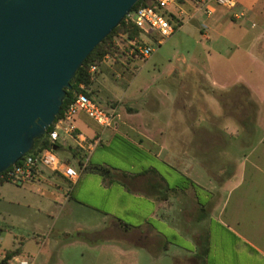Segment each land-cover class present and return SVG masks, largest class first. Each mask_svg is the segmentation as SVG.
<instances>
[{
	"label": "rangeland",
	"instance_id": "374dc122",
	"mask_svg": "<svg viewBox=\"0 0 264 264\" xmlns=\"http://www.w3.org/2000/svg\"><path fill=\"white\" fill-rule=\"evenodd\" d=\"M220 8L225 17L221 18L222 30L226 27L231 30L232 25H237L234 22H239L247 16L245 11L239 8L238 0L232 9ZM233 13L240 15L239 18H234ZM206 14L202 13L201 16L190 20L186 16L178 18L170 13L175 30L160 44L157 43L155 34L141 33L133 40H128L126 34L120 32L112 36L109 53L100 62V66L90 73L95 80L100 72L104 86L111 89L113 96L123 99L105 102L103 95H100L96 102L104 109L116 108L122 114H133L135 110L143 109L142 114L149 122L148 136L152 137L156 144L152 145L146 140L140 142L133 135H108V132H105L95 150L90 155H83L82 162L85 165H103L121 173L146 174V186H143L145 192L161 198L164 194L167 198L169 190L166 187L186 189L188 192H183L185 197L182 199L183 202L189 199L190 204L196 201L205 204L212 197L211 188H216L226 178H231V173L236 168L233 162L244 150L242 145L238 146L239 143H242L243 139H247L246 142H255L261 136L264 130V115L263 125L259 124L248 138L244 135L249 127V123H246L244 127L243 124L239 127L238 137L225 134V143H216L215 137L217 132L220 133L216 122L221 126L225 122H231L230 118L243 120L245 115L249 118L253 113L239 108L233 110L234 103L238 105L239 102L246 101L245 91L234 89L223 94L211 84L229 82L239 70L234 69L233 60H225L212 50V40L201 36L200 31L206 32L202 26ZM249 22L256 25V29L264 26V21L259 17L251 16ZM224 32L228 33V29ZM212 38H216V34ZM138 41H143L152 48L150 54L146 58L134 56L135 53H132V58L127 57V53L139 43ZM245 67H248V64H245ZM134 119V124L144 120L140 116ZM208 125L213 127L215 143L209 145V161L203 159L201 162V158L205 156L201 154L200 137L206 133L201 127ZM190 136L193 137L192 143H187L185 137H188V141ZM221 137L223 136L219 139ZM219 147L224 148L226 152L222 160H216ZM184 148H187V153L181 155L185 152ZM55 152L58 157L63 158L62 160L70 158L71 165L76 170L79 169L67 147L61 145ZM218 158L220 159V156ZM82 175L85 179L76 187L74 198L110 212V217L122 227V233L119 235H129L130 241L137 240L136 235H148L144 231L153 228L169 242L192 248L191 241L184 235H189V232L193 235H207L208 231L217 253L214 264L246 263L244 255L235 252L234 240L230 236L233 234L226 225L218 223L216 213L206 218L210 208L200 211L206 219L201 224L182 225L178 222L175 225L169 222L167 204L166 208L161 205L157 207L146 193L140 191V183L134 182L125 186L118 181L121 180L120 177H115L108 188L101 189L97 183L101 181L102 176L87 172L86 167L82 169ZM150 183L155 186L150 187ZM26 188V184L9 181L0 183V253L20 247L16 256L32 259L33 264H40L46 257L47 249L52 248V245L48 247L47 244L41 247L42 240L47 235L50 237L67 230L72 235H83L82 237L88 240L83 225V220L89 219L91 215L88 208L79 206V211L76 210L74 220H79L80 224L63 219L64 210L58 219L55 214L59 206L51 196L40 195L34 189L25 194ZM65 188V195H68L71 191L68 183ZM29 195L41 200L42 205L34 204L28 207L17 201ZM193 212V209L183 210L182 215L187 217ZM201 230L203 233L199 232ZM169 253H175V248L172 247ZM171 257L165 258L163 264L173 263Z\"/></svg>",
	"mask_w": 264,
	"mask_h": 264
},
{
	"label": "crops",
	"instance_id": "0c3cea01",
	"mask_svg": "<svg viewBox=\"0 0 264 264\" xmlns=\"http://www.w3.org/2000/svg\"><path fill=\"white\" fill-rule=\"evenodd\" d=\"M238 6L245 11L247 16L239 22H234L237 25H232L230 27L231 30L226 27L228 33L224 32L226 29L222 30L221 18L224 14L220 6L214 5L213 12L206 14L204 9L196 4L195 0H174L165 10L169 15L171 13L178 18L186 16L190 20H194L201 16L202 13H205L206 20L204 19L205 23L202 26L205 27L204 31L206 32H201L199 29L201 36L209 41L212 40L210 45L212 50L225 60H233L234 69L239 70L231 77L229 82L219 85L211 82V84L218 92L223 94L234 89L245 91L246 101L244 100L243 103L239 102L238 105L234 103L233 110L239 108V110L243 109L253 114L252 117L249 115V118L245 117V115L243 120L230 118L231 122H225L221 126L216 122V127L220 131V133L217 132L215 137L218 145L220 142L225 143L224 136L233 134V136L238 137L239 127L242 124L244 127V124L249 123L248 129L244 133L245 136L247 135L246 138L252 132H255L259 124L263 125L264 26L256 29V25L249 22V19L253 16L259 17L264 21V2L262 0H238ZM214 34H216V38H212ZM147 35H152V33ZM127 57H133L130 51L127 53ZM245 64H248V67H245ZM99 66H95V69ZM104 84L105 82L103 83V77L100 72L95 80L91 77V84L87 88L91 98L96 101L98 96L103 95L105 102L109 100L121 101L123 99L122 97L113 96L111 89H107ZM218 104L223 107L220 103ZM114 109L118 113V117L111 127L102 128L83 113H80L74 120L76 131L85 136L87 140L98 139V143H100L105 132H108V135L116 133L133 135L140 142L146 140L152 145L156 144L153 138L148 136L150 133L149 122L145 120V115L142 114L144 112L142 111L143 109L135 110L133 114H122L116 108ZM223 115L229 117L228 115ZM136 116H140L144 120L134 124ZM201 128L206 130L205 135L200 137L201 154L205 156V158H201L202 162L203 159L209 161L211 150L209 145L215 143V141L211 125ZM221 135L223 137L219 139ZM187 138L185 137L186 142L192 143L193 137L191 138L190 136L188 141ZM246 141L248 140L243 139L242 143L238 145H242L244 150L241 156L233 162L236 168L231 173V178H226L218 187L211 188L212 197L205 204L198 203L196 200V203L192 202L190 204L188 202L189 199H185L183 202L182 197H185L183 192H188L186 189L168 188L169 196L165 199L157 195L148 194L143 190V186H146L147 181L145 177H148L146 174L127 172L123 176L120 171L113 170L117 173L116 177L121 178L118 181L125 184V186L134 182L140 183L142 187L140 191L146 193L156 203L157 207L161 205L166 208L167 204L170 216L169 222L175 225L178 222L182 225L190 223L201 224L206 219L203 218L200 211L210 208L206 218L211 216L212 213H216L218 223H222L230 229L229 232L233 234L230 236L234 240L235 252L237 254L242 253L245 257L246 263L243 264H264V130H262L261 136L255 142ZM61 145L69 149L71 157L78 164L82 163L80 158L83 150L71 139L59 140L55 145V149L61 147ZM186 149L184 148L185 152L181 153V155H186ZM94 150L95 147L88 155ZM225 154V149L219 147L216 152V160L224 159ZM219 156L220 159L218 158ZM64 160L71 165L70 158ZM230 163L232 162L230 161ZM222 164L224 165V163ZM218 168H220L219 165ZM82 176L81 171L78 178L69 183L59 174L45 173L35 181L23 183L27 185L25 189L27 193L25 194H29L28 191L34 189L40 195L51 196L55 204L59 206L55 218L60 219V214L64 210L63 219H67L69 222H77L74 220V214L76 210L79 211V206H85L91 211L90 218L83 220L85 231H87L86 233L89 236L88 240L78 235H72L67 230H62L63 232L58 235L50 237L47 235V237L43 238L41 247L47 244V246L52 245V248L47 249L46 257L41 260L40 264H163L165 258H170L171 256V259L173 258V263L171 264H214L217 260V253L208 231L207 235L205 233L204 235H193L190 234L191 232H189V235H184L191 241L192 248H185L169 242L164 235H159L153 228L144 231L148 235H136L137 240L135 241H130L129 235H119V233H122V227L110 217V212L74 198L76 187L82 184L85 179ZM192 182L196 183L195 180H192ZM67 183L71 191H69L68 195H65V185ZM110 183L108 179L103 177L97 185L99 188L104 189L108 188ZM42 198L44 199V197ZM17 201L28 207L34 204L42 205L41 200H36L30 195L22 197V200L17 199ZM46 202H48L47 199ZM192 209L194 210L193 214L187 216L190 219L182 215L183 210ZM84 214L86 215L87 213ZM77 223L80 224V221L78 220ZM202 230L199 232L203 233ZM172 247L175 248V253L173 254L169 253ZM18 251H20V247H18Z\"/></svg>",
	"mask_w": 264,
	"mask_h": 264
},
{
	"label": "water",
	"instance_id": "95a60500",
	"mask_svg": "<svg viewBox=\"0 0 264 264\" xmlns=\"http://www.w3.org/2000/svg\"><path fill=\"white\" fill-rule=\"evenodd\" d=\"M137 1L0 0V173L43 136L77 68Z\"/></svg>",
	"mask_w": 264,
	"mask_h": 264
},
{
	"label": "built area",
	"instance_id": "2783aa9c",
	"mask_svg": "<svg viewBox=\"0 0 264 264\" xmlns=\"http://www.w3.org/2000/svg\"><path fill=\"white\" fill-rule=\"evenodd\" d=\"M173 2L174 0H153L151 6H138L130 11L127 18L142 32L155 34L158 39L157 43L160 44L175 30L174 22L165 12V8ZM195 2L207 14L213 12L214 5L227 9H232L236 5V0H195ZM232 16L239 18L240 15L233 13ZM138 42L130 49V52L135 53L134 56L140 55L146 58L152 48L143 41ZM94 69L95 66H91L90 72ZM80 87L83 86L80 85ZM80 113L102 128L111 127L118 117L114 108L104 109L86 94L77 93L73 102L51 123L52 128L47 133V146L41 150L24 154L17 162L0 173V180L23 184L35 181L45 173L59 174L69 183L77 179L79 173L86 167L85 163L80 162L79 169L76 170L67 161L58 157L53 147L59 140L69 138L83 150L81 160L83 155L88 154L98 144V139L87 140L85 136L76 131L74 120ZM3 259H5V253H0V264H33L32 259L16 255L2 261Z\"/></svg>",
	"mask_w": 264,
	"mask_h": 264
},
{
	"label": "trees",
	"instance_id": "16d2710c",
	"mask_svg": "<svg viewBox=\"0 0 264 264\" xmlns=\"http://www.w3.org/2000/svg\"><path fill=\"white\" fill-rule=\"evenodd\" d=\"M153 4V0H138L131 8L130 11H133L138 6H151ZM124 33L126 34V37L128 40H133L138 38V36L142 33V30L137 28L128 18L127 16L123 17L118 25H116L106 37H104L94 48L90 53L85 57V59L82 61L81 65L77 68L74 75L69 81V86L65 88L64 91V97L61 102L60 109L55 116L56 120L62 112L67 108V106L73 102L75 99V96L77 93L82 92L86 94L87 96H90V93L87 91V88L91 84V73H90V67L91 66H98L100 62L103 60V58L109 53L110 48L112 47L111 44V38L115 33ZM80 85L83 87L81 88ZM94 100V98H91ZM95 101V100H94ZM52 125H50L43 136L40 138H37L33 142V146L30 150V152H35L38 150H41L42 148L47 146L48 140H47V133L51 130ZM87 171L91 173L98 174L106 179H108V182H111L117 175V173L107 166L103 165H88L86 166ZM123 176H125L124 173H122ZM3 181L0 180V183ZM150 187H154V184H150ZM168 189V187H166ZM163 199H165V195L163 194ZM82 237L83 235H78ZM86 239V237H82ZM88 238V235H87ZM5 259L10 258L11 256L17 255L19 253L18 249L8 250L5 251ZM3 259L2 261H4Z\"/></svg>",
	"mask_w": 264,
	"mask_h": 264
}]
</instances>
